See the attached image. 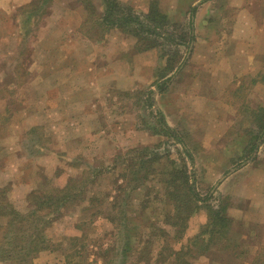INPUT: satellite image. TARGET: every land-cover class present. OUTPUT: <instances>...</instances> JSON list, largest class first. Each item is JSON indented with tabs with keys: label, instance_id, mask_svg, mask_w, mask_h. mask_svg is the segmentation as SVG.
<instances>
[{
	"label": "rangeland",
	"instance_id": "1",
	"mask_svg": "<svg viewBox=\"0 0 264 264\" xmlns=\"http://www.w3.org/2000/svg\"><path fill=\"white\" fill-rule=\"evenodd\" d=\"M29 1L0 0V190L5 192L0 207L7 202V212L28 214L30 194L63 185L68 177L77 179V196L61 214L51 217L43 236L47 247L27 256L26 264L240 261L231 258L229 250L237 246V222L225 240L218 233L201 235L208 226L203 204L184 220L181 233L176 232L172 222L178 217L167 188L170 176L162 168L172 160L177 174L184 170L192 177L202 198L212 196L211 206L221 211L226 205L227 214L238 218L240 199L232 192L238 182L221 179L248 158L243 143L262 142L259 117L243 102L264 104V94L258 91L254 99L243 100L241 93L233 98L193 95L216 94L197 90L208 77L222 76L210 64L228 61L226 52L236 47L228 43L233 32L250 39L252 57L248 56V81L242 83V91L251 94L245 91L249 77L264 74V66L260 72L262 66L253 60L255 54L264 61V28L254 36L247 15L241 18L247 31L236 22L240 12L249 11L260 23L264 2L159 0L169 16L161 20L149 14L150 0H117L124 11L131 6L152 31L133 23L123 33L108 30L110 26L101 21L102 0ZM192 2L200 3L196 43L188 54L187 15ZM176 61L185 66L171 73ZM166 75L170 85L160 94L158 85ZM156 109L187 145L192 165L181 145L160 127ZM261 122L263 126L264 115ZM144 147L152 157L139 169L140 181L135 182L128 165L141 157L138 149ZM234 155L235 161L229 162ZM159 156L169 160L150 165ZM177 192L182 194L181 187ZM0 225V264H20L14 259L22 255L20 251L15 256L5 252L10 227L1 216Z\"/></svg>",
	"mask_w": 264,
	"mask_h": 264
},
{
	"label": "crops",
	"instance_id": "2",
	"mask_svg": "<svg viewBox=\"0 0 264 264\" xmlns=\"http://www.w3.org/2000/svg\"><path fill=\"white\" fill-rule=\"evenodd\" d=\"M15 1V0H13ZM30 0L29 2H31ZM241 1V0H239ZM247 2V0H245ZM244 1V2H245ZM264 2V0H261ZM200 2L197 3H191V8L189 9V14L187 15V25H188V45L187 50L188 54L190 50L193 48V44L196 43L195 35L197 33V25H198V13L196 11V7L198 6ZM155 4L157 6V10L159 11V14L162 15L163 20H167L169 18L168 14H166L164 11L160 9V1L159 0H150L148 4V8L151 9V6ZM102 5L105 7L104 0H102ZM128 8L131 9L133 12L134 9L129 6ZM191 9H194L193 13L191 12ZM135 13V12H134ZM104 14V11H103ZM139 16V19H141V15L138 13H135ZM247 15L248 19H252V22H249L251 25L250 33H252L254 36H258L261 29L264 28V24L261 25V23H264V11L260 14V20L261 22L258 23L255 21L257 14H253L249 11H246V14L243 12H240L237 18L236 25L242 26L245 31H247V25L246 23L242 22L241 18H244V16ZM254 15V16H253ZM104 16V15H103ZM103 16L102 20L103 21ZM143 16V15H142ZM258 18V17H257ZM140 22L144 24L142 20ZM110 26L111 29L108 30H120L123 33L125 32L124 28L118 27L117 25H111L107 22H104ZM260 28H259V27ZM147 27V26H144ZM148 28V27H147ZM206 28V27H205ZM107 30V31H108ZM127 33V32H126ZM228 43L231 44V47H235L234 51L226 52L225 57H229L228 61H215L210 64L212 67V70L216 69L214 73L222 72L223 74H219L222 76H212L208 77L209 80L206 82H200L202 85L201 88H198L197 92L199 93H210V92H216L215 95H202L197 96L193 95V97H203V98H229L239 93V97L241 95V99L243 100L244 97L249 99H254L257 94L260 92L261 94H264V74L251 75L249 77L250 86L246 88V92L251 94H243L244 92L242 90V83H246L248 81V74H247V66L248 63L250 64L249 57H252L250 53H248V49H250V39H247V36L245 34H232L228 35ZM227 41V40H224ZM249 41V43H248ZM229 47V49L231 48ZM148 50V49H146ZM214 51V50H213ZM211 55V54H210ZM177 59V58H176ZM166 60V59H165ZM253 60L256 63H259L262 68L260 72L263 70L264 61L263 58L261 60H257L256 55L254 54ZM167 62H164V65ZM170 65V64H169ZM182 63H178L177 61L172 64V66H175L171 73L176 69V67L183 69ZM223 70V71H222ZM164 71L166 72V66ZM181 72V71H180ZM181 75V74H180ZM261 75V76H260ZM164 79V82L160 85H158V92L161 94L163 92H167V89L170 85L171 78L170 76L166 75ZM199 83V82H197ZM191 84H194L192 81ZM164 85L163 89H160L159 86ZM186 85V84H185ZM248 90V91H247ZM152 91V90H151ZM184 91V90H182ZM259 91V92H258ZM241 93V94H240ZM177 98V97H176ZM178 100V98L176 99ZM243 102V101H242ZM246 103L250 107V113H254L259 117L258 120V127L259 132L261 133V141L259 143H253V144H244L245 146H248L246 149V154L248 157L247 159L243 160L235 166L234 168H231L229 171L225 173L224 176H222L221 180L226 181H237L238 186H235L232 188V192L236 195H238V198L240 201L238 202L239 208H238V218L235 214L232 216L227 214V208L228 206L224 205L225 209V216L228 218V228L225 231V235L222 237L223 240L226 239L227 232L231 229L232 224H235L237 222L238 224V235L236 236L237 246H233L229 248V250L232 249L233 254L231 258L238 257L240 261L236 262L235 264H258L259 260L262 259L264 263V136H262V131L264 125L262 126V116L264 115V104L262 102H258L256 106H250L249 102H243ZM158 111L161 113L160 109ZM239 112V111H238ZM239 114V113H238ZM163 115V114H162ZM164 117V116H163ZM164 121L166 123V120L164 118ZM166 125L172 130V128L166 123ZM256 126V125H255ZM257 129V128H256ZM235 155L232 157H229V162L235 161L234 159ZM226 183V182H225ZM254 246V247H253ZM239 249V250H237ZM240 251V252H239ZM236 259V258H235Z\"/></svg>",
	"mask_w": 264,
	"mask_h": 264
},
{
	"label": "trees",
	"instance_id": "3",
	"mask_svg": "<svg viewBox=\"0 0 264 264\" xmlns=\"http://www.w3.org/2000/svg\"><path fill=\"white\" fill-rule=\"evenodd\" d=\"M104 3V22H107L111 25H117L118 27L128 28V30H131L133 28V23H136L139 24L140 27L146 30L148 33L152 32L149 28L144 27V25L139 22L140 20L138 16H135L134 12H132L130 8L129 10L124 11L122 5L117 0H104ZM150 10L151 13L149 11V14H152L153 19L160 18L161 20H163V17L161 14H159L157 6L155 4L151 6ZM193 11L194 9H191L192 13ZM163 87L164 85L159 86L160 89H163ZM148 103L149 105H154V103L150 102L149 100ZM156 113L158 116L157 121L162 130L169 136H172L181 145L182 152L185 155L184 158L188 159L190 165H192L193 156L188 150L185 142L181 139V137H177L173 134V131L166 125L162 114L157 109ZM262 136H264V127ZM138 150L141 151V157L137 160L131 159V164L128 165V168L132 170V180L135 182L140 181L139 169L145 166L147 158L150 159L152 157V153L149 155L148 149L146 147ZM164 154L165 156H169L168 152ZM167 160H169V157H166L165 159L163 156H159L157 158H153V161L150 165L165 164L164 162H166ZM170 166H172L171 170H169ZM164 167L165 168H162V170L167 174V176H170V179L167 180L169 184L167 187L169 200L172 203L174 213L176 212V216L178 217V219L173 217L174 221L172 222V225L177 229L176 232L181 233L184 226V220L192 216L194 212H196L200 208V205L203 204L208 214V220L206 224L208 226H206L205 229L201 232V235L209 232L212 235L214 233H218L221 236H224L229 222L228 218H226L225 216V209L223 208L220 211L215 209L214 206H211L208 203V201L212 197L211 195L202 198L195 190L194 180L191 179L192 177L187 175L186 171L184 170H181V174H177L178 169L176 167V164L172 160H170L169 167L166 165H164ZM173 169H175V171ZM173 171L174 175H172ZM120 176L123 177L124 174H120ZM146 178L147 176L145 175L142 181H144V179ZM76 184L77 179L68 177V179L66 178V182L63 185L53 186L49 188L50 190L47 191H41V189H38L36 192L34 191L29 196L31 200V208L28 210V214H22L14 210L11 212H7V207L9 206V204L7 202H3L2 206L0 207V216L5 221L6 227H10V229L7 230V232L10 233V238L5 243H3V245L6 246L5 252L13 255L20 251L22 255L14 259H16L20 264H26L27 256L37 254L39 251L46 248L47 243L45 238L43 237L45 226L50 220H52L51 217L54 214H61L64 208L67 207L68 204L72 202L73 199L77 196V193L75 192ZM178 187H181L182 194L177 192ZM4 193H2V190H0L1 198H4ZM181 210L183 211L182 216L179 215L181 213ZM179 217H181L183 221L180 220ZM7 218H9V220H7ZM13 222H18L19 226L14 228V226H12ZM2 228L3 226L0 225V230ZM12 233H16V235L11 236ZM18 233L20 234L18 235ZM173 253H175V255L178 254V252L176 251H174Z\"/></svg>",
	"mask_w": 264,
	"mask_h": 264
}]
</instances>
